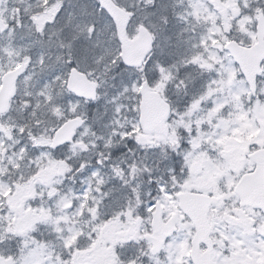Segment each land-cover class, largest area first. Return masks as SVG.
<instances>
[{
	"label": "snow or ice",
	"instance_id": "snow-or-ice-1",
	"mask_svg": "<svg viewBox=\"0 0 264 264\" xmlns=\"http://www.w3.org/2000/svg\"><path fill=\"white\" fill-rule=\"evenodd\" d=\"M0 264H264V0H0Z\"/></svg>",
	"mask_w": 264,
	"mask_h": 264
}]
</instances>
